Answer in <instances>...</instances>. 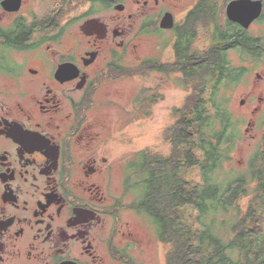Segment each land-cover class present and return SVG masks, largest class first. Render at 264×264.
<instances>
[{
	"label": "flooded vegetation",
	"instance_id": "1",
	"mask_svg": "<svg viewBox=\"0 0 264 264\" xmlns=\"http://www.w3.org/2000/svg\"><path fill=\"white\" fill-rule=\"evenodd\" d=\"M184 1L0 0V264H131L142 244L114 193L131 158L97 94L135 37L177 41Z\"/></svg>",
	"mask_w": 264,
	"mask_h": 264
},
{
	"label": "trees",
	"instance_id": "2",
	"mask_svg": "<svg viewBox=\"0 0 264 264\" xmlns=\"http://www.w3.org/2000/svg\"><path fill=\"white\" fill-rule=\"evenodd\" d=\"M221 1L231 0H199L177 31L172 67L191 91L164 135L172 152L145 149L128 164L126 193L136 197L128 207L152 220L167 247L165 264H264V138L246 167L235 165L242 132L230 109L231 92L252 71L245 61L257 65L264 59V37L229 21L220 28ZM202 33L211 42L206 49L195 46ZM233 52L241 65L232 61ZM138 70L148 74L163 68L153 59ZM127 71L119 67L117 73ZM146 93L136 98L134 112L147 113L151 100ZM192 168L198 169L199 182L184 177ZM249 196L244 214L241 202ZM187 206L197 210L195 229L181 211Z\"/></svg>",
	"mask_w": 264,
	"mask_h": 264
},
{
	"label": "rangeland",
	"instance_id": "3",
	"mask_svg": "<svg viewBox=\"0 0 264 264\" xmlns=\"http://www.w3.org/2000/svg\"><path fill=\"white\" fill-rule=\"evenodd\" d=\"M133 1L135 0H131V3ZM198 1L185 0L182 2L181 7L175 12L176 21L181 24L186 13ZM227 4L221 1L219 5L217 24L222 29L228 22ZM79 12L71 9L68 13L74 16ZM2 15L3 10L0 7V24L7 27L12 18L10 20L8 18L3 23ZM247 31L253 36L264 37V20L253 23ZM203 33L195 44L199 49H206L211 44L208 34ZM135 38V40H131V52L122 56L120 62L122 64L120 66L128 71L120 74L114 70L104 74V82L97 94V98L103 103L104 121L110 126H118L119 153L129 152L127 156L131 158V161L138 152L145 149L163 155L172 152V145L165 140L164 135L166 130L175 123V112L182 108L186 96L191 91V87L185 88L181 74L176 72L171 64L175 60L173 45L176 40L175 32L166 33L160 37L149 34ZM135 44L138 45L137 51L133 47ZM19 57V53H13L15 60H20ZM153 59L161 64L162 72L150 70L146 74L138 70V67L145 61ZM231 59L238 65L242 64L236 52L231 54ZM245 62L246 65L251 66L252 71L231 92L230 104L231 111L241 124L242 132V139L234 154V164L244 167L264 138V59L260 60L257 65L250 60ZM116 74L122 77L115 78ZM257 74H260L262 78L258 79ZM144 89L147 91L146 97L151 100L146 114L140 110L134 112L135 100ZM242 101H245L244 105L241 104ZM248 128H250V132H247ZM184 177L193 182H199V171L197 168H192L185 173ZM116 181L114 193L121 200L123 199L125 204L133 202L136 197L132 193H126L122 177L119 176ZM134 194L137 193L134 192ZM251 199L252 196H249L241 202L244 214L248 211ZM181 211L186 224L195 229L197 210L187 206L183 207ZM126 215L131 216V231L137 239L141 240L142 244L131 250V261L134 264H165L167 247L159 241L152 220L148 216L137 214L132 209Z\"/></svg>",
	"mask_w": 264,
	"mask_h": 264
},
{
	"label": "water",
	"instance_id": "4",
	"mask_svg": "<svg viewBox=\"0 0 264 264\" xmlns=\"http://www.w3.org/2000/svg\"><path fill=\"white\" fill-rule=\"evenodd\" d=\"M22 0H2L1 5L7 12H18L21 8ZM264 12V0H231L226 7L228 21L241 26L245 30H249L251 25L258 21ZM161 27L172 29L174 27V17L167 14L162 22ZM257 78L262 76L257 74ZM242 105L245 101H242ZM251 127V124H249ZM247 132H250L248 128Z\"/></svg>",
	"mask_w": 264,
	"mask_h": 264
}]
</instances>
